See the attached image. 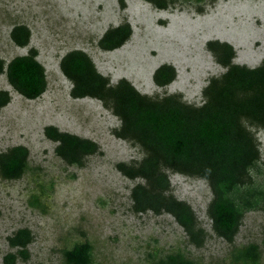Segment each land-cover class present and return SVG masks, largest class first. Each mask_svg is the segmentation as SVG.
<instances>
[{"label":"rangeland","instance_id":"374dc122","mask_svg":"<svg viewBox=\"0 0 264 264\" xmlns=\"http://www.w3.org/2000/svg\"><path fill=\"white\" fill-rule=\"evenodd\" d=\"M201 8L198 14L195 10ZM127 22L129 39L118 49L103 52L97 41L108 28ZM15 25L29 31L27 45L10 40ZM229 44L232 63L254 68L264 60V0H216L212 4L178 0L165 11L145 0H0V59L36 51L43 67L45 91L34 100L16 94L0 75V91L9 103L0 109V153L14 146L27 149V167L16 180L0 178V264L10 249L7 238L26 228L32 240L25 260L12 264H64L62 252L74 245L90 246L89 264H158L165 255L180 253L194 264H240L236 250L253 244L264 264V132L251 128L260 160L250 169L246 188L257 199L246 208L232 243L214 235L206 216L211 195L198 178L167 172L170 194L192 210L202 230L197 243L166 213H135L129 197L139 180H128L117 163H137L142 154L112 131L118 121L94 99H71L70 83L58 68L67 52L85 53L109 84L127 80L150 97L179 95L189 105L202 103L201 90L224 69L205 49L207 41ZM161 64L172 66L174 80L157 88L151 81ZM94 142L99 154L88 156L81 166L67 165L54 154L55 143L43 129Z\"/></svg>","mask_w":264,"mask_h":264},{"label":"trees","instance_id":"16d2710c","mask_svg":"<svg viewBox=\"0 0 264 264\" xmlns=\"http://www.w3.org/2000/svg\"><path fill=\"white\" fill-rule=\"evenodd\" d=\"M178 0H145L156 10L165 11ZM212 4L216 0H194ZM198 14L201 8L195 10ZM127 22L108 28L97 41L103 52L120 48L130 37ZM10 40L19 48L27 45L29 31L15 25ZM205 49L213 61L224 69L211 78L201 90L202 103H184L179 95L150 97L137 92L125 79L109 84L99 74L88 56L79 50L65 53L58 68L70 83L71 99L89 98L98 101L118 121L112 131L116 139L137 147L142 154L134 164L117 163L116 170L128 180H139L129 197L135 213H166L183 230L188 240L197 243L202 230L197 227L191 208L170 194L167 172L203 180L210 191L206 216L215 236L232 243L241 224L244 210L257 204L246 188L251 185L250 169L260 160L258 142L250 130L264 132V60L254 68L232 63L234 51L225 42L207 41ZM0 75L8 86L26 100L38 98L46 88L43 67L36 61L32 48L7 63L0 59ZM175 78L172 66L161 64L151 75L157 88L168 86ZM6 91H0V109L9 103ZM43 135L55 143L54 154L67 165L81 166L86 157L99 154L97 145L55 127L46 126ZM27 149L14 146L0 153V178L19 179L27 167ZM264 165V163H263ZM264 208V193L260 195ZM264 210V209H263ZM32 236L28 229L16 230L7 238L10 249L3 257L12 264L19 256L27 258V245ZM90 246L74 245L63 251L64 264H89ZM240 264H257L258 249L249 244L236 250ZM158 264H194L180 253L165 255Z\"/></svg>","mask_w":264,"mask_h":264}]
</instances>
